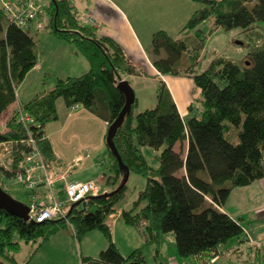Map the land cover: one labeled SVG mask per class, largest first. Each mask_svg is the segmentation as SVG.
I'll list each match as a JSON object with an SVG mask.
<instances>
[{"label":"trees","instance_id":"1","mask_svg":"<svg viewBox=\"0 0 264 264\" xmlns=\"http://www.w3.org/2000/svg\"><path fill=\"white\" fill-rule=\"evenodd\" d=\"M202 1L205 5L191 15L181 36L167 30L154 33L150 55L160 73L194 78L200 89L201 111L183 117L162 82L157 105L135 113L133 104L114 138L131 172L147 177L146 187L122 217L127 224L142 228L147 243L173 233L180 255L198 256V264H206L220 254L221 245L244 235L243 224L225 205L233 189L264 177V47L250 51L243 65L219 56L206 70H198L207 39L200 26L212 19L209 34L215 27L247 30L254 22L264 21V0L252 4L253 0ZM48 9L51 32L76 43L77 52L89 59L91 68L79 76L58 78L53 89L24 106L17 100V87L38 63L36 41L25 28L11 21L6 27L0 23V119L4 124L0 142L7 140L15 147L14 169L21 166L17 154L27 148L29 137V130L18 120L19 105L35 117L32 131L50 165L53 148L44 128L58 118V100L64 99L69 107L82 105L110 125L126 104L118 81L141 73L118 41L99 35L81 20L70 0H49ZM3 15L2 7L0 17ZM233 126L240 130L238 143L226 136ZM179 142L188 143L186 152L177 150ZM144 147L160 152L158 167L150 164ZM109 152L104 176L114 185L112 192L121 184L123 171L110 148ZM0 172L12 175L1 163ZM1 186L5 191L9 188ZM127 186L114 194L91 196L84 211L71 204L67 218L56 222L31 221L0 208V264H18L14 251L22 242L39 240L43 245L60 228L69 226L78 237L101 229L109 238L100 256L84 257V264H148L144 247L123 255L106 222Z\"/></svg>","mask_w":264,"mask_h":264},{"label":"rangeland","instance_id":"2","mask_svg":"<svg viewBox=\"0 0 264 264\" xmlns=\"http://www.w3.org/2000/svg\"><path fill=\"white\" fill-rule=\"evenodd\" d=\"M46 1V0H45ZM114 1L124 12L128 13L131 17L134 26L137 28V33H141V41H143V49L140 51L139 55L128 53L125 47V52L127 53L130 60L134 63L140 65L145 71L149 70V64L153 50V39L154 30L158 28H165L173 35L177 36L180 34V30L184 24L188 21L191 15L203 7L205 3L202 0H112ZM256 0L250 1V4ZM41 2L38 1V6ZM136 4V7L141 6V9H150L154 15L148 20L147 15L138 17V22L132 16L131 9ZM1 8L3 7V1L0 0ZM49 2L47 5L48 6ZM97 9L91 8L88 15H94L95 17L99 16V13L102 14V18H106L107 24L109 25V30L115 35H118L122 39H127L125 35L128 32V24L125 20H122L120 14L108 3L107 6L104 4H95ZM49 9L46 14L43 16V20L46 23L43 29H39L36 25H31L26 30H28L36 41V49L39 52V58L41 67H44V71H35L38 66L33 68L21 81L17 87V100H20V95L24 102L34 100L36 97L44 94L45 86L49 87L52 83L57 81L61 73L70 69L75 62L76 58L73 54V51L77 50V45L74 42H70L66 39H62L52 33V26L49 22ZM148 14V13H146ZM3 18L0 17V23L6 27L9 23L7 16ZM182 15H186L183 16ZM151 16V15H150ZM182 16V17H181ZM151 18L157 19V21L151 27ZM184 19L181 22L179 19ZM99 19V18H98ZM142 22H147L148 31L142 32L140 30V25ZM212 19L206 20L200 28L206 31L207 39L205 43L204 50L201 53V60L198 64V70H206L212 61L219 57L224 56L230 58L237 64L243 65L250 51L258 48L264 47V21L259 20L254 22L249 29L245 30L243 28H234L227 30L223 27L214 28L211 34H209L210 29L212 28ZM121 29V30H119ZM105 32L103 29H101ZM148 33V36H147ZM194 33V32H193ZM3 34L0 32V36ZM146 34V35H145ZM138 53V52H135ZM80 54V53H78ZM82 54V53H81ZM84 56V54L82 55ZM86 57V56H85ZM149 57V58H148ZM152 61V60H151ZM75 62V63H74ZM60 69H62L60 71ZM84 72H81V74ZM79 75V74H77ZM44 77V83L41 78ZM188 78L191 83H186L182 86L185 90L178 92L177 95L181 100L182 105H186L188 101H192L195 108H202V101L198 98L199 91L197 89V84L192 76ZM131 86L136 92V100L134 103V111L138 113L147 108L155 107L158 103V86L159 82L152 77H131L127 78ZM172 80H183V79H172ZM177 82V81H174ZM20 103V102H19ZM22 103V102H21ZM20 103V104H21ZM25 106V103H22ZM22 105V106H23ZM23 106V107H24ZM4 129V124L0 119V130ZM239 129L233 126L230 130V133H227V138L234 143H238L239 138ZM188 145V143H187ZM187 149L186 142L183 144L179 142L177 145V150L185 152ZM144 153L149 157L150 164L154 167L159 166V162L156 156L158 152L155 149H149L144 147ZM110 153V152H109ZM107 159V158H105ZM104 168L108 171V167H104L102 161L99 163V173H102ZM181 171L179 175L182 173ZM204 177L209 179L208 173H205ZM100 180V176L95 178ZM105 179V178H104ZM106 180V179H105ZM107 183V181H106ZM108 184V183H107ZM105 185V182H104ZM120 185V184H119ZM118 185V186H119ZM127 191L124 196L118 203L117 207L123 206L127 203L128 197L133 195H139L140 191L143 190L147 185V177L136 173L131 172L129 181L127 183ZM238 190H241L237 187ZM237 190V189H236ZM8 193H10L15 199L28 203L30 199V192L21 184H10L8 188ZM138 198V197H137ZM230 198V197H229ZM79 210L84 208V205L77 206ZM96 206H92V210H95ZM108 219V217H107ZM246 220V225H247ZM118 226H123L119 228L116 232L114 230L116 239L119 244L122 246V250L126 254L131 253L134 248L144 247L145 253L148 258L155 260L157 257L158 241L153 240L152 242L147 243L142 235V230L139 227L134 225H129L126 223L123 217L118 218L116 221ZM70 227V226H69ZM67 227L68 231H64L63 227L60 228L58 233L52 234L49 240H47L43 245H40V241H31L29 243L22 242L21 246L14 251L18 264H84L82 255H99L105 245L108 246L109 238L107 234L101 229H93L88 231L82 237H78L76 233H71L70 228ZM49 229V228H47ZM49 232V230H46ZM168 233H164L163 237V249H166L169 254L176 252L178 249L177 242L173 241L170 237H166ZM168 238V239H167ZM115 239V237H114ZM115 239V241H117ZM132 245V246H131ZM178 251V250H177ZM91 253V254H89ZM129 253V254H130ZM128 254V255H129ZM178 254L183 258L179 251ZM264 254L260 257L258 264H264L263 262ZM150 259V263L152 260ZM158 260L154 261L155 263ZM8 264H10L8 262Z\"/></svg>","mask_w":264,"mask_h":264},{"label":"crops","instance_id":"3","mask_svg":"<svg viewBox=\"0 0 264 264\" xmlns=\"http://www.w3.org/2000/svg\"><path fill=\"white\" fill-rule=\"evenodd\" d=\"M39 2H41L39 4V7L45 8V5L48 4L49 0H39ZM70 2L71 5L74 7V10L78 13L81 20L85 24L93 26L97 30L99 35H106L114 38L123 46L124 49L126 47V51L128 53L140 56L139 53L140 51H142L141 49H143V41H141L140 37L141 33H137V28L134 26L131 17L128 15V13L124 12V10L121 9L114 1L70 0ZM108 3L112 5L114 9H116V11L120 14L122 20H125L128 24L129 29L127 35H125L127 38L126 40L122 39L118 35H115L109 30L107 20L106 18H102L101 13H99L98 17H95L94 15L87 16V13L91 8L97 9L95 4H104L105 6H107ZM131 12L136 22H138L139 20L138 17H142L143 15H147L149 17L148 20L154 15V13L150 11V9H141V6L136 7V4L132 7ZM182 16L184 18V16L186 15ZM91 20H93L94 23H92ZM151 20L152 27V25L157 21V19L151 18ZM179 20L183 22L184 19ZM186 23L184 24V26L186 25ZM32 25L34 26L35 24ZM139 25L140 30H142V32L149 30L147 22H142V25ZM101 29H103L105 32H103ZM158 30L167 29L158 28L154 30V33ZM181 30L180 34L177 36H181ZM78 53L79 52H77V50L73 51L74 56L77 57L75 60L77 65L73 64L69 70H63L64 73H61L60 77L58 78H65L68 76H79L86 73L91 68V63L89 59L85 57V55L82 56L83 54ZM39 61L40 58L38 52V63L36 65L38 66V68H36L37 70L35 71H44L45 69L44 67H41V65H39ZM149 61L151 63L149 64V70L145 71L140 65L135 63L141 69V73L129 74L125 77V79H127L128 77H152L159 82L158 92L162 82H164L171 91V94L173 95V98L176 101L177 106L183 117L186 118L191 116L192 114L199 113L201 111V108L196 109L193 102L190 100L186 105H182L181 100L177 95L178 92L185 90L182 86H184L186 83H191L187 82L190 79L188 78L189 76L164 75L160 73L158 69L153 65L151 59H149ZM61 70L62 69H60V71ZM81 72L84 73L81 74ZM175 78L183 80H172ZM41 79L44 83V77ZM55 84L56 81L52 83L49 87H47L46 85L44 89V94L53 89ZM197 89L199 91L198 98L200 99V89L198 87ZM19 99L20 100H18V102H22L25 104L30 101H22L24 100V98L22 99L21 95ZM57 107L59 114L58 118L49 121L44 128L46 137L50 140L53 148V156L50 160V174L52 177H54L56 181V187L60 190L65 186L66 183L70 181H87L95 179L99 176L101 178V176L104 175L106 168H104L102 173H99L100 161H102V164L104 163V167L108 166L110 162L109 147L107 145L106 140L108 129L110 126L109 122L96 115L95 113L91 112L89 109L83 107L82 105H79V108L77 109H75L73 106H67L64 99L62 98L58 100ZM178 144L179 143H177V145ZM102 184L104 189L107 190V192L114 188V185L109 183L107 184L105 179L102 180ZM239 189L241 190H238V188L233 189L230 198L228 199L225 205V210L229 212L233 217L241 221L245 228V233L243 236L238 238H232L228 242L221 245L219 248L220 254L218 255L217 259L215 261H208L206 264H258L260 257L264 254V177L249 185L242 186ZM41 190L44 191L45 188L43 187ZM137 197V195L131 194L127 199V203H125L119 208L115 207L114 211L116 212V214H118V217L114 221L113 226L109 227L112 233L113 241L117 244V246L125 256H127L130 252L126 254L124 250H122L123 248L116 239L114 230L116 232L119 228H123V226H118L116 224V221L118 220L119 216L120 218L122 217L124 209L130 208L132 206L133 202L137 199ZM57 220L58 219L53 220V222H56ZM246 220H248L247 225ZM113 227L114 230H112ZM139 228L142 230L141 227ZM63 229L64 231H68L67 227H63ZM70 230L71 233H75V231L73 232L71 228ZM58 231H60V229ZM58 231L55 233H58ZM163 235L164 234L160 235V238L158 240V255L157 257H155V260H152L150 258L152 260V263H150V259L146 255L148 264H198V256L193 255L187 258H181L178 254L179 250L177 248L175 254L174 252L172 253V255L169 254L166 249H163V241L165 240ZM167 235L168 236L166 237H170L173 241H176V238L173 233H168ZM114 237L117 241H115ZM106 247L107 245H105L102 250H104ZM84 257L97 258L99 257V255H82V259ZM156 260L158 261L155 263L154 261Z\"/></svg>","mask_w":264,"mask_h":264},{"label":"built area","instance_id":"4","mask_svg":"<svg viewBox=\"0 0 264 264\" xmlns=\"http://www.w3.org/2000/svg\"><path fill=\"white\" fill-rule=\"evenodd\" d=\"M3 11L9 21L15 23L19 27L28 28L35 24L39 29L46 26L43 16L48 10V6L39 7V0H2ZM94 23L93 20H91ZM79 108V104L73 106ZM18 120L26 129L29 130L27 140V148L20 151L21 166L14 169L12 165V156L14 148L10 141L0 142V163L10 169L11 176H7L5 172H0V185L9 187L10 184H21L30 192V199L27 203L30 208L31 221L45 222L56 220L62 217L67 218V211L71 204L76 202H86L91 196H97L107 192L104 189L101 176L100 180L91 179L87 181H70L65 184L62 189H58L55 185L56 181L50 174V165L39 147L33 134L36 124L35 117L19 105ZM45 188L42 191V188ZM82 205V204H80ZM71 209V208H70ZM118 214L113 210L106 219L108 227H112ZM218 256H214L210 261H215Z\"/></svg>","mask_w":264,"mask_h":264},{"label":"water","instance_id":"5","mask_svg":"<svg viewBox=\"0 0 264 264\" xmlns=\"http://www.w3.org/2000/svg\"><path fill=\"white\" fill-rule=\"evenodd\" d=\"M118 88L125 94L126 96V104L120 112L119 116L110 124L108 133H107V145L111 149L112 153L117 157L119 161V166L123 171V180L121 184L112 192H105L102 195L114 194L120 190H122L128 183L131 170L129 166L124 162L117 146L115 143V136L118 132V129L122 126L126 116L132 112L133 104L136 100V92L131 86L130 82L127 79H121L118 81ZM80 204L84 205L82 211L86 208V202H76L73 204V207H77ZM0 208H4L8 212L20 216L24 219H29L30 208L28 204L23 203L17 199H15L11 194H9L5 189L0 185ZM71 208V209H72Z\"/></svg>","mask_w":264,"mask_h":264}]
</instances>
